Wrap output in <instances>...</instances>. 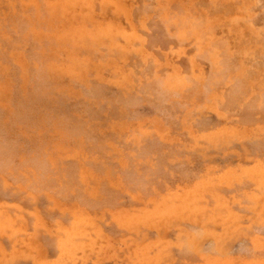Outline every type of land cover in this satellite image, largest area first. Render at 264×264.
<instances>
[{
    "label": "rangeland",
    "instance_id": "obj_1",
    "mask_svg": "<svg viewBox=\"0 0 264 264\" xmlns=\"http://www.w3.org/2000/svg\"><path fill=\"white\" fill-rule=\"evenodd\" d=\"M0 264H264V0H0Z\"/></svg>",
    "mask_w": 264,
    "mask_h": 264
},
{
    "label": "bare ground",
    "instance_id": "obj_2",
    "mask_svg": "<svg viewBox=\"0 0 264 264\" xmlns=\"http://www.w3.org/2000/svg\"><path fill=\"white\" fill-rule=\"evenodd\" d=\"M29 10V9H28ZM22 27V26H21ZM19 29H20V27H19ZM22 29V28H21ZM23 32V31H22Z\"/></svg>",
    "mask_w": 264,
    "mask_h": 264
}]
</instances>
